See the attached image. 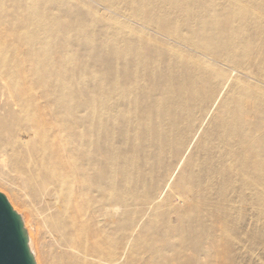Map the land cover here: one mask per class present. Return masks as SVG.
<instances>
[{"label":"bare ground","instance_id":"obj_1","mask_svg":"<svg viewBox=\"0 0 264 264\" xmlns=\"http://www.w3.org/2000/svg\"><path fill=\"white\" fill-rule=\"evenodd\" d=\"M5 1L0 154L35 264H264V0ZM15 53L56 80H7L26 62ZM145 214L197 229L151 242ZM221 220L263 243L222 241Z\"/></svg>","mask_w":264,"mask_h":264},{"label":"rangeland","instance_id":"obj_2","mask_svg":"<svg viewBox=\"0 0 264 264\" xmlns=\"http://www.w3.org/2000/svg\"><path fill=\"white\" fill-rule=\"evenodd\" d=\"M5 4H7V6H9V4H11V0H6ZM99 12L104 15V16H109V17H114L115 20L117 21H124V18L121 16H115L114 14H112L110 11H104L103 9L99 8ZM7 12L5 10H0V16L3 14H6ZM27 12L25 10H19V12H17V14H26ZM123 14V13H120ZM125 15L129 16L130 14H128L127 12L125 13ZM4 21V18L0 17V22L2 23ZM65 21L68 25L70 26H75L76 23L73 19H67L65 18ZM27 24V19H23L20 18V23L19 26H22L24 24ZM5 26H10L8 22H4V24L2 25V27ZM132 26H134L137 29H140L139 26L132 24ZM66 30V29H64ZM63 33V31H61ZM163 39V38H162ZM7 41L9 42H20L21 43V39L19 38H15L14 36H9L6 38ZM165 42H167V40H165ZM16 54V53H15ZM17 58L25 60L26 62L21 63L18 66V70L19 72L14 74V79L12 76L8 75L7 76V80H16L18 81L20 84L23 85H29V84H42L43 82H54L55 76L53 74H45L43 72V70H45L43 68V65H41L39 67V70L41 73H39L40 75L36 74L33 72L35 66L34 63L32 61V57L29 55H23V56H19L17 55ZM42 60H44L43 56H40ZM68 58V56H63V58L61 57H57L58 60H62ZM84 59H86L85 57V53L79 51L76 55V57L74 58V63L75 64H80L81 62H84ZM99 60L98 57L93 56V60ZM92 60V62H93ZM91 62V63H92ZM58 70H60L62 72V79L63 81L59 82V84H63V85H67L69 86L70 89H77L76 86L78 83L77 77H73V74L69 71V69H66L65 67L62 66H57L56 67ZM88 76L86 78H89V74H87ZM11 77V78H10ZM213 113H216V115L218 116H222L218 113V111H214ZM213 133V131L211 132ZM141 142V141H140ZM142 143V142H141ZM142 151L145 154L146 152L150 151L149 146H144V144H142ZM128 158H132L133 154L132 153H128ZM203 158V157H202ZM7 160V163H5ZM141 169L143 168L144 170H146V165H142L140 163ZM15 172L12 171V167L9 164V161L7 158L3 157L0 154V192L3 193L6 198L8 199V201L10 202L11 205H13L12 207H14L16 210L17 208L15 207V205L13 204L12 200H10V190L14 187V183H15ZM189 173L188 175H186V182L188 181V177H189ZM126 177H133L131 170H128L125 173ZM14 177V178H13ZM4 180V181H3ZM120 185L118 186V192L123 194V193H134V194H139L140 190L139 188H134L132 187L130 184L128 183H124L121 180H119ZM22 203L27 207V201L26 200H21ZM20 207L23 210V206L20 205ZM13 208V209H14ZM214 211L210 210L208 212L205 213H200V217H202L204 215L205 218H208ZM246 210L243 212V216L246 222H248L249 219V215L245 213ZM196 215L195 219H198V217ZM264 217V215H262ZM153 216H149L148 214L144 215V219L148 222H150L152 224L151 227H149V232H148V238L151 242L155 241L157 243L160 242V238H167V235H171L170 237V241L171 242H175L177 243L178 241H180L183 237H188L191 235V233L193 232V230H196L197 228H194V223H192L193 221L190 220V218L188 219H183L181 216L177 217V216H171L170 221H169V226L168 227H162L159 222L160 220L157 222L156 218H153ZM264 222V218H261L257 224L258 226H262ZM221 223L223 224V231H228V233L226 234H221L220 237L222 239V241L224 242H228V243H235V244H245L244 246H248L252 243H263V241H261L257 234L253 231L254 228L251 227H247V224L244 226L245 229L240 230V231H234L230 228V226L227 224L225 225V223L221 220ZM32 225H35V220L33 219L32 221ZM229 226V227H228ZM176 228V230H174ZM38 238H39V244L43 245L45 240H47L46 235L44 234L43 230L40 229L37 232ZM248 263V262H247Z\"/></svg>","mask_w":264,"mask_h":264},{"label":"water","instance_id":"obj_3","mask_svg":"<svg viewBox=\"0 0 264 264\" xmlns=\"http://www.w3.org/2000/svg\"><path fill=\"white\" fill-rule=\"evenodd\" d=\"M0 264H35L22 218L1 192Z\"/></svg>","mask_w":264,"mask_h":264}]
</instances>
